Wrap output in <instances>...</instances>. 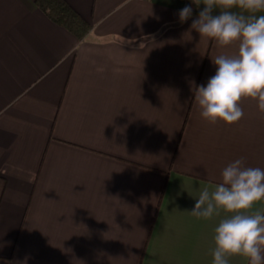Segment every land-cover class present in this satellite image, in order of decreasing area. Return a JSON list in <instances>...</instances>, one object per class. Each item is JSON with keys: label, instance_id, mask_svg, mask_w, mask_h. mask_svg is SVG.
Returning a JSON list of instances; mask_svg holds the SVG:
<instances>
[{"label": "crops", "instance_id": "1", "mask_svg": "<svg viewBox=\"0 0 264 264\" xmlns=\"http://www.w3.org/2000/svg\"><path fill=\"white\" fill-rule=\"evenodd\" d=\"M65 1L82 41L33 0H0V264H213L231 214L197 218L196 199L236 159L264 169L256 101L227 125L194 99L238 43L200 37L193 1Z\"/></svg>", "mask_w": 264, "mask_h": 264}, {"label": "clouds", "instance_id": "2", "mask_svg": "<svg viewBox=\"0 0 264 264\" xmlns=\"http://www.w3.org/2000/svg\"><path fill=\"white\" fill-rule=\"evenodd\" d=\"M193 2L204 5L191 25L200 37L220 47L238 43L236 54L211 59L215 74L206 86L196 87L194 99L201 117L211 124H237L244 117L241 103L245 99L256 101L259 112L264 113V14L256 15L264 13V0ZM192 12L190 6L182 8L180 22L191 18ZM221 176L222 182L211 193L207 188L200 193L191 211L203 219L219 216L221 211L231 214L214 229L213 264H229L233 256L245 257L249 264H264V214L251 211L264 201V169L245 167L240 158L229 163Z\"/></svg>", "mask_w": 264, "mask_h": 264}, {"label": "trees", "instance_id": "3", "mask_svg": "<svg viewBox=\"0 0 264 264\" xmlns=\"http://www.w3.org/2000/svg\"><path fill=\"white\" fill-rule=\"evenodd\" d=\"M36 7L55 25L82 41L90 32V25L65 0H33ZM191 4L193 0H187Z\"/></svg>", "mask_w": 264, "mask_h": 264}]
</instances>
